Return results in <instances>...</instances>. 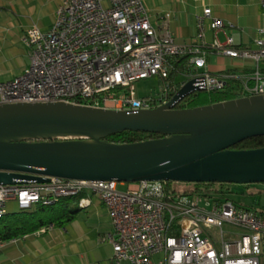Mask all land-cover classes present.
I'll list each match as a JSON object with an SVG mask.
<instances>
[{
    "label": "built area",
    "instance_id": "1",
    "mask_svg": "<svg viewBox=\"0 0 264 264\" xmlns=\"http://www.w3.org/2000/svg\"><path fill=\"white\" fill-rule=\"evenodd\" d=\"M259 1L264 9V0ZM171 20L166 12L160 24H153L143 0H63L48 30L27 29L29 67L0 82V104L67 102L147 110L170 103L190 81L194 91H214L223 90L230 79L239 81L240 97L264 95V27L243 45L207 6L196 16L195 37L180 44ZM212 52L237 63L210 71ZM184 56L188 60L180 69ZM152 77L159 78L157 90L139 95L136 83ZM119 183L60 177L0 183V220L10 213V204L28 209L83 194L79 206L84 208L95 196L114 226L102 238L113 245V264H262L263 212L226 192L217 197L185 193L167 180L126 182L124 189ZM18 238H0V251ZM156 255L162 258L154 262Z\"/></svg>",
    "mask_w": 264,
    "mask_h": 264
},
{
    "label": "water",
    "instance_id": "2",
    "mask_svg": "<svg viewBox=\"0 0 264 264\" xmlns=\"http://www.w3.org/2000/svg\"><path fill=\"white\" fill-rule=\"evenodd\" d=\"M195 89L190 81L170 103L147 110L67 102L0 104V183L47 182L49 177L264 183V147L233 148L264 136V95L176 108ZM126 130L164 136L135 143L104 139Z\"/></svg>",
    "mask_w": 264,
    "mask_h": 264
},
{
    "label": "crops",
    "instance_id": "3",
    "mask_svg": "<svg viewBox=\"0 0 264 264\" xmlns=\"http://www.w3.org/2000/svg\"><path fill=\"white\" fill-rule=\"evenodd\" d=\"M37 1L0 0V64L5 55L21 46L28 56L25 70L29 67L30 49L23 36L28 28L38 26L28 18V14L36 8ZM143 1L155 25L160 24V16L164 13L172 14L170 27L180 44H188L195 37L196 16L207 6L212 8L213 16L223 20L228 31L237 35L243 45L249 44L257 29L264 27V9L259 0ZM54 20L46 28L38 27L48 30ZM220 35L223 37L222 33ZM236 63L212 52L208 69L222 71ZM22 73L3 77L0 71V82ZM112 232L114 226L106 205L92 196L89 206L83 208L78 204L76 218L65 226H51L46 232L35 231L19 237L15 242L8 241L0 251V264H113V245L102 239L105 234Z\"/></svg>",
    "mask_w": 264,
    "mask_h": 264
},
{
    "label": "trees",
    "instance_id": "4",
    "mask_svg": "<svg viewBox=\"0 0 264 264\" xmlns=\"http://www.w3.org/2000/svg\"><path fill=\"white\" fill-rule=\"evenodd\" d=\"M1 9V6H0ZM188 57H181L178 61L177 67L183 68L187 62ZM175 73L172 72V76ZM241 96L240 85L237 79H230L223 90L214 91H194L189 94L178 105L179 108L196 107L206 104H213L230 99L239 98ZM163 134L154 132H142L126 130L114 134H110L104 139L112 143H135L148 139H155L163 137ZM264 147V136H256L237 143L233 148L238 150H247ZM169 186H172V181H168ZM192 186L184 189L185 193L200 192L210 196H216L220 191L225 193L229 198L237 202L257 209L264 213V205L259 203H251L248 200L235 199L228 194L232 186L231 183L220 182H192ZM249 188L250 184H244ZM228 191V192H227ZM251 193V192H250ZM249 193V194H250ZM83 194L74 197H64L51 205L37 204L28 209H21L22 215H10L0 220V238L8 240L14 237H21L28 233L35 232L43 227L50 226H65L67 223L73 221L77 216V208L79 200Z\"/></svg>",
    "mask_w": 264,
    "mask_h": 264
},
{
    "label": "rangeland",
    "instance_id": "5",
    "mask_svg": "<svg viewBox=\"0 0 264 264\" xmlns=\"http://www.w3.org/2000/svg\"><path fill=\"white\" fill-rule=\"evenodd\" d=\"M61 0H38L36 2V8L28 14L30 21L36 23L39 27L46 28L52 23L57 15V10ZM223 40V37L220 36ZM27 48V46H26ZM17 50V51H16ZM13 53L5 55V59L0 64V71L3 77H12L20 72H24L28 64V56L26 55L25 48H16ZM137 92L139 95H146L150 92L157 90L159 85V78L152 77L147 79H141L137 83ZM85 140H91L93 138L84 137ZM126 182H120L119 188L124 189ZM192 182H176L172 181V187L184 191V189L192 186ZM228 192L229 195L239 200H248L251 203H259L264 205V183L250 184L249 188H246L244 184H235ZM251 192V193H250ZM250 193V194H249ZM10 215H22V210L14 204L9 206ZM39 231V230H37ZM40 232V231H39ZM22 237V236H21ZM162 258V255L153 256V261L157 262ZM262 264H264V256H262Z\"/></svg>",
    "mask_w": 264,
    "mask_h": 264
}]
</instances>
